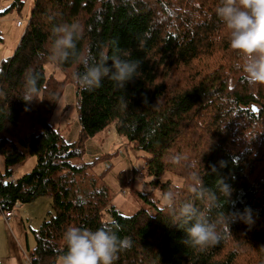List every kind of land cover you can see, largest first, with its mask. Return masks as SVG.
<instances>
[{
    "label": "trees",
    "instance_id": "1",
    "mask_svg": "<svg viewBox=\"0 0 264 264\" xmlns=\"http://www.w3.org/2000/svg\"><path fill=\"white\" fill-rule=\"evenodd\" d=\"M25 3L13 0L0 16L21 12ZM220 3L34 0L13 55L0 63V176L7 178L14 165L37 158L31 172L0 182V210L41 197L51 200L52 211L33 231V264H60L66 229L96 230L110 219L120 225L117 234L131 241L114 264H264V83L250 84L235 66L241 57L215 14ZM71 22L83 29L75 54L54 61L52 29ZM104 56L109 64L113 57L136 61L140 69L124 87L105 77L99 87L84 90L75 79L81 131L76 142H67L50 124L63 83L46 76L45 64L54 62L75 78L84 71L80 57L94 63ZM29 75L37 79L41 100L20 98ZM110 124L148 154L147 174L163 197L172 193V207L157 206L143 190L139 197L155 212L141 208L127 215L111 206L104 217L111 200L105 172L96 175L94 164L74 160L82 157L89 138ZM170 169L180 171L185 186L158 181ZM222 180L232 188L229 200ZM213 194L216 206L209 207ZM184 203L217 224L221 239L215 245L200 249L184 242L186 233L173 223ZM246 206L253 210L251 227L239 219L227 223L228 213Z\"/></svg>",
    "mask_w": 264,
    "mask_h": 264
},
{
    "label": "clouds",
    "instance_id": "2",
    "mask_svg": "<svg viewBox=\"0 0 264 264\" xmlns=\"http://www.w3.org/2000/svg\"><path fill=\"white\" fill-rule=\"evenodd\" d=\"M215 14L228 30L230 47L241 57V62L235 66L243 70L250 84L264 83V0H221ZM82 32L78 22L54 26L51 59L63 63L74 55L76 41L81 38ZM79 59L84 71L77 73L75 79L84 90L99 87L105 77L124 87L140 69L138 62L118 57L111 58V64L107 56L94 63L87 57ZM38 91L36 77L29 75L20 98L25 102L41 100ZM221 190L229 200L232 188L223 180ZM193 191L197 189L193 188ZM164 201L172 207V193L165 194ZM213 206H216L214 194L209 207ZM227 217L228 224L237 219L249 227L255 223L253 210L247 206L242 212L228 213ZM173 223L184 230V242L194 248L203 249L221 239L217 224L210 222L192 203L182 204ZM119 230L120 225L115 219L106 221L96 230L75 226L66 229L63 234L66 251L60 258V264H114L117 254L131 244L129 238L117 234Z\"/></svg>",
    "mask_w": 264,
    "mask_h": 264
},
{
    "label": "rangeland",
    "instance_id": "3",
    "mask_svg": "<svg viewBox=\"0 0 264 264\" xmlns=\"http://www.w3.org/2000/svg\"><path fill=\"white\" fill-rule=\"evenodd\" d=\"M13 0H0V11L10 6ZM34 0H26L24 8L8 11L0 16V33L3 40L0 42V63L13 55L28 24ZM21 21L22 26L17 22ZM46 76L63 83L62 94L50 124L53 125L63 140L76 142L79 139L81 126L79 122L77 84L73 74L60 69L54 62L45 64ZM69 73V74H68ZM84 153L81 158H76L74 163L94 164L93 173L100 175L105 172V183L109 189L111 200L105 210L104 217L109 214V208L114 206L123 214H133L141 208L155 212V208L139 197V191L151 192V197L157 206L165 204L159 186L153 183L154 177L147 174V153L135 148L123 135L119 134L114 124L89 138L85 143ZM184 154L189 152L183 149ZM37 158L30 156L26 162L14 165L12 177L18 179L31 172L36 165ZM0 170H4V158L0 155ZM160 183L171 182L172 185L183 187L186 185L185 177L176 169L166 171L158 180ZM143 191V192H144ZM40 199V198H39ZM28 203L24 213H29L34 220L44 221L52 211L49 197ZM43 223V222H42ZM0 229L5 232L4 223L0 222ZM1 242V240H0ZM34 236L29 233V244H34Z\"/></svg>",
    "mask_w": 264,
    "mask_h": 264
},
{
    "label": "crops",
    "instance_id": "4",
    "mask_svg": "<svg viewBox=\"0 0 264 264\" xmlns=\"http://www.w3.org/2000/svg\"><path fill=\"white\" fill-rule=\"evenodd\" d=\"M25 205L20 204L15 216L7 220L0 213V222L5 227V232L0 229V264H23L25 254L35 245V242L32 246L29 244V233L33 234L43 221L34 220L32 215L24 213L23 210L28 207Z\"/></svg>",
    "mask_w": 264,
    "mask_h": 264
},
{
    "label": "built area",
    "instance_id": "5",
    "mask_svg": "<svg viewBox=\"0 0 264 264\" xmlns=\"http://www.w3.org/2000/svg\"><path fill=\"white\" fill-rule=\"evenodd\" d=\"M17 25H18V26H22V22H21V21H18V22H17ZM15 180H16V179H14V178L12 177V175L9 176V177H7V178H2V177L0 176V182H3V181L14 182ZM19 206H20V203H19V202H16L15 205H14V207H13V209H11V210H9V211H3V210H0V213H1V215H3L4 219L7 220V219H9V218L15 216V210H16V208H18ZM110 216H111V215H110ZM23 264H33L32 256H30L29 253H26V254H25V258H24Z\"/></svg>",
    "mask_w": 264,
    "mask_h": 264
},
{
    "label": "water",
    "instance_id": "6",
    "mask_svg": "<svg viewBox=\"0 0 264 264\" xmlns=\"http://www.w3.org/2000/svg\"><path fill=\"white\" fill-rule=\"evenodd\" d=\"M252 109L255 112H258V110H259L257 104H252Z\"/></svg>",
    "mask_w": 264,
    "mask_h": 264
}]
</instances>
